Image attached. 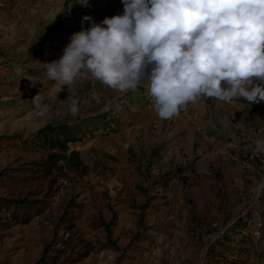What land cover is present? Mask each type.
<instances>
[{
	"label": "rangeland",
	"instance_id": "obj_1",
	"mask_svg": "<svg viewBox=\"0 0 264 264\" xmlns=\"http://www.w3.org/2000/svg\"><path fill=\"white\" fill-rule=\"evenodd\" d=\"M123 12L0 0V264H264L237 227L264 215V101L202 95L161 119L147 80L47 76L74 33Z\"/></svg>",
	"mask_w": 264,
	"mask_h": 264
},
{
	"label": "clouds",
	"instance_id": "obj_2",
	"mask_svg": "<svg viewBox=\"0 0 264 264\" xmlns=\"http://www.w3.org/2000/svg\"><path fill=\"white\" fill-rule=\"evenodd\" d=\"M122 2L123 15L101 24L83 17L91 27L74 33L58 60L41 64L51 80L70 90L87 73L121 93L147 80L161 119L202 95L264 101V0ZM32 102L47 111L38 94ZM70 111H77L75 101ZM255 145L264 152V140Z\"/></svg>",
	"mask_w": 264,
	"mask_h": 264
},
{
	"label": "trees",
	"instance_id": "obj_3",
	"mask_svg": "<svg viewBox=\"0 0 264 264\" xmlns=\"http://www.w3.org/2000/svg\"><path fill=\"white\" fill-rule=\"evenodd\" d=\"M264 215L259 214L257 216V222L254 226L255 229H252L248 221H243L237 224L241 237H244L247 240L255 241L262 240L264 241Z\"/></svg>",
	"mask_w": 264,
	"mask_h": 264
}]
</instances>
